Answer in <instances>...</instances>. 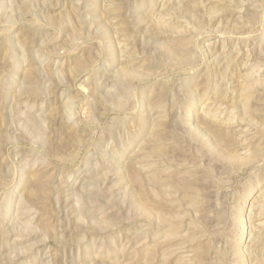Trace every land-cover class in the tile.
Returning a JSON list of instances; mask_svg holds the SVG:
<instances>
[{
  "label": "rangeland",
  "instance_id": "374dc122",
  "mask_svg": "<svg viewBox=\"0 0 264 264\" xmlns=\"http://www.w3.org/2000/svg\"><path fill=\"white\" fill-rule=\"evenodd\" d=\"M0 264H264V0H0Z\"/></svg>",
  "mask_w": 264,
  "mask_h": 264
}]
</instances>
